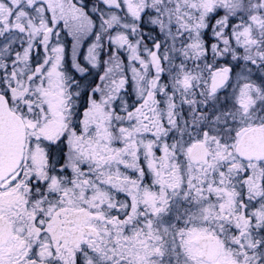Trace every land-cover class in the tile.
I'll list each match as a JSON object with an SVG mask.
<instances>
[{
    "label": "snow or ice",
    "instance_id": "snow-or-ice-1",
    "mask_svg": "<svg viewBox=\"0 0 264 264\" xmlns=\"http://www.w3.org/2000/svg\"><path fill=\"white\" fill-rule=\"evenodd\" d=\"M0 264H264V0H0Z\"/></svg>",
    "mask_w": 264,
    "mask_h": 264
},
{
    "label": "rangeland",
    "instance_id": "rangeland-1",
    "mask_svg": "<svg viewBox=\"0 0 264 264\" xmlns=\"http://www.w3.org/2000/svg\"><path fill=\"white\" fill-rule=\"evenodd\" d=\"M69 40H70V38H69Z\"/></svg>",
    "mask_w": 264,
    "mask_h": 264
}]
</instances>
